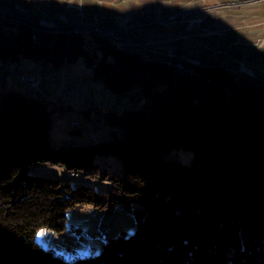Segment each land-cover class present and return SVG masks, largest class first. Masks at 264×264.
<instances>
[{"label":"trees","instance_id":"16d2710c","mask_svg":"<svg viewBox=\"0 0 264 264\" xmlns=\"http://www.w3.org/2000/svg\"><path fill=\"white\" fill-rule=\"evenodd\" d=\"M32 1L22 0L31 10L25 12L4 0L0 62L60 67L81 59L111 91L137 94L122 110L99 108L95 129L100 123L111 137L88 132L89 142L55 144L49 135L55 108L41 93L44 78L37 87L1 79L0 264H264V71L236 74L241 67L233 59L243 52L239 40L255 42L254 36L201 32L208 26L196 16L200 10L139 17L129 23L133 34L81 17L84 2L95 11L91 0ZM183 16L201 20L166 27ZM108 30L124 41L122 48ZM185 31L202 41L181 36ZM149 33L167 36L161 52L141 45ZM218 38L222 43L211 45ZM177 62L190 73L182 75ZM73 122L70 133L83 135ZM43 163L110 188L29 172ZM118 203L133 206L135 228L108 238L97 253L66 259L35 239L42 227L63 232L72 208L110 211Z\"/></svg>","mask_w":264,"mask_h":264},{"label":"rangeland","instance_id":"374dc122","mask_svg":"<svg viewBox=\"0 0 264 264\" xmlns=\"http://www.w3.org/2000/svg\"><path fill=\"white\" fill-rule=\"evenodd\" d=\"M67 1L72 3L83 2V0ZM32 2H35L36 6H42L44 1L33 0ZM91 2L96 6L95 11L91 13L87 3L84 2L78 10L81 17L85 19H91L92 17L93 22L98 25L119 26L130 33H133L129 27L130 21L137 20L139 17L154 21V19L158 20L166 14L175 12L176 9L182 10L181 15L184 12L200 10L196 16L205 17L208 26L202 28L204 31L200 30L201 32L210 29L209 31L224 32V35L230 31L229 33L234 35L232 31L238 30L239 34L247 39L254 36L255 42L243 40L242 38L239 40L243 52L241 58L233 57L234 62L241 67L239 70L235 69L236 74H252L251 70L256 68L264 71V2H260V0H152L151 3L147 4L139 0H91ZM17 3L25 12L31 11L22 0H18ZM173 16H177V13H173ZM170 17V15L167 16V18ZM185 17L183 16V19L180 18L174 22H168L166 27L173 25L179 27L182 22L191 24V21L201 20V17L197 19H191L192 17L189 18V16ZM184 19L187 21H183ZM17 22L14 21L13 24ZM89 31L86 30L84 33L87 37H90ZM114 32V30H108L107 37L114 40L116 46H119V44L122 46L124 41H121ZM250 33L254 34L249 35ZM185 34L193 40L202 41L196 33L186 31L180 33L181 36ZM138 38H141V35ZM142 38L144 42L141 45L154 52H161L165 48V42H168L166 41L168 40L167 36L163 35L149 33L147 36L143 35ZM140 42L141 40L136 44ZM221 43L222 40L214 39L211 45L218 46ZM130 47L137 46L133 42ZM253 53L258 54L256 56ZM252 55H255V57L252 58ZM177 69L182 75L190 73V70L184 68L180 62H177ZM2 78L6 83H14L15 80L21 78L33 87H37L40 79L44 78L43 83L40 85L41 93H44L50 100L52 99L51 103L55 108L53 111L54 125L49 129L50 140L55 144L78 139L89 142L88 132H94L101 138L111 137L110 132L95 129L99 108L103 107V110H122L135 104L137 94L134 90L120 93L111 91L102 81L95 80L92 77V69L87 67L81 59L60 67L53 66L49 62L42 63L26 59L7 60L0 62V82ZM142 101L144 99H141ZM67 103H73L74 105L71 106ZM89 104L93 108L89 111L91 114H86L89 117L87 118L82 110ZM73 120H77L81 124L83 135L70 133L69 130L77 127ZM101 121L106 126L105 121ZM29 172L70 179L73 186L79 183H91L98 190H108L110 188V184L107 182L91 181L83 175H74L62 166H51L45 163L36 164L29 168ZM135 221L133 206L118 203L114 209L104 211L92 205H87L82 208L77 207L68 210L66 224L70 229L67 233L64 232L65 230L58 233L47 227H42L35 234V239L43 247L56 250L66 259H73L89 253L99 252L108 238L116 237L122 231L127 235L130 234L135 228ZM74 249L78 252L74 253Z\"/></svg>","mask_w":264,"mask_h":264},{"label":"crops","instance_id":"0c3cea01","mask_svg":"<svg viewBox=\"0 0 264 264\" xmlns=\"http://www.w3.org/2000/svg\"><path fill=\"white\" fill-rule=\"evenodd\" d=\"M1 2H0V8H2L3 10L5 9L4 8V5H5V2H4V0H0ZM11 1V0H10ZM12 1H14V2H16V1H18V0H12ZM260 2H264V0H260ZM67 223V222H66ZM70 228H68L67 227V224H66V229H65V233H67V231L69 230ZM73 252L74 253H77L78 251H76L75 249L73 250Z\"/></svg>","mask_w":264,"mask_h":264},{"label":"bare ground","instance_id":"6f19581e","mask_svg":"<svg viewBox=\"0 0 264 264\" xmlns=\"http://www.w3.org/2000/svg\"><path fill=\"white\" fill-rule=\"evenodd\" d=\"M115 43V42H114ZM119 44V43H118ZM117 47H120V48H122V46H121V44H119V46H117ZM94 103V102H93ZM96 105V104H95ZM77 121V120H76ZM78 124H80L79 122H78ZM96 129L97 130H103V126H102V124H97V126H96Z\"/></svg>","mask_w":264,"mask_h":264},{"label":"built area","instance_id":"2783aa9c","mask_svg":"<svg viewBox=\"0 0 264 264\" xmlns=\"http://www.w3.org/2000/svg\"><path fill=\"white\" fill-rule=\"evenodd\" d=\"M103 228V227H102Z\"/></svg>","mask_w":264,"mask_h":264}]
</instances>
